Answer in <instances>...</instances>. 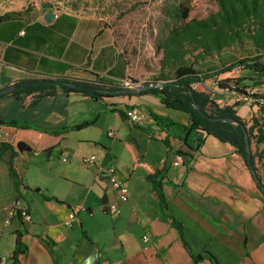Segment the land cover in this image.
Here are the masks:
<instances>
[{"label": "crops", "instance_id": "1", "mask_svg": "<svg viewBox=\"0 0 264 264\" xmlns=\"http://www.w3.org/2000/svg\"><path fill=\"white\" fill-rule=\"evenodd\" d=\"M47 3L58 15L50 23L43 20ZM135 8L127 30L136 39L123 40L125 15ZM149 10L144 0H0V16L27 12L0 23V91L35 79L117 86L145 78L146 48L155 58L157 34L146 22ZM218 78L241 77L233 72ZM10 94L0 96V133L8 148L0 155V264H11L17 233L26 247L19 264H264L260 189L243 158L191 127L186 113L151 94L102 100L60 89ZM213 98L217 103L222 97ZM127 109L142 116L138 124L127 121ZM235 111L248 125L257 116L252 103ZM19 142L28 149L18 151ZM90 156L95 164L85 167L82 159ZM177 156L182 161L174 166ZM108 165L115 167L127 202L120 203L109 186ZM157 172L167 202L163 219L147 180ZM18 198L30 221L7 223ZM111 204L118 213L108 211ZM70 212L74 219L67 226ZM145 235L149 241L143 243Z\"/></svg>", "mask_w": 264, "mask_h": 264}, {"label": "trees", "instance_id": "2", "mask_svg": "<svg viewBox=\"0 0 264 264\" xmlns=\"http://www.w3.org/2000/svg\"><path fill=\"white\" fill-rule=\"evenodd\" d=\"M213 3L216 8L214 12L209 13L205 18H196L192 15L191 0L162 1L159 13L162 21L155 27L157 34L154 38L155 55H160L158 76L153 83L144 85L159 84L160 88H151L137 94H151L159 98L165 107L186 113L190 117L191 127L220 143L229 144L245 163L244 134L246 132L255 179L261 183L256 163L260 162L264 155V105L259 107L257 116L253 117L248 125L237 116L235 111L237 104L221 107L213 98L215 93L198 91L195 89V85L204 84L213 77L235 73V68L264 75V0H213ZM47 4L52 8L50 3ZM26 13L23 11L2 15L0 23L21 19ZM232 47L245 51L246 55L214 73L203 74L197 68V65L206 58ZM247 48L249 50H246ZM233 80L238 83L240 80L243 81L241 78H233ZM69 82L90 87L92 90L80 91L70 87L37 84L17 89L10 95L18 96L33 92L50 95L56 89H60L66 93L79 94L92 100H102L120 90L117 86ZM260 84L262 83L257 82L255 85ZM219 88L221 91L227 92L226 87L219 85ZM236 92L244 94V91L239 89ZM196 107L200 108L206 118L198 113ZM223 119H228L230 122H224ZM232 122H237V125ZM0 124L3 123L0 121ZM6 124L13 127L29 128L26 124L18 121H10ZM86 126L87 123H84L79 128ZM259 146H262L261 149ZM252 147L254 151H252ZM7 149L4 144H1L0 155ZM9 170L15 181V187L18 188L19 181L11 164ZM147 180L151 183L155 193L160 217L167 218L165 213L167 202L160 184V172L149 176ZM261 187L264 189L263 183H261ZM262 197L264 199L263 194ZM45 200H50V198H45ZM172 223L182 238L181 226L175 220H172ZM183 245L186 247L184 242ZM25 252L26 247L20 242V234L17 233L15 247L10 258L11 264H19L18 257ZM207 255L213 260L209 254ZM199 260H201L200 256L192 258L193 263Z\"/></svg>", "mask_w": 264, "mask_h": 264}, {"label": "rangeland", "instance_id": "3", "mask_svg": "<svg viewBox=\"0 0 264 264\" xmlns=\"http://www.w3.org/2000/svg\"><path fill=\"white\" fill-rule=\"evenodd\" d=\"M163 0H144L145 8L150 9V12L146 13V22L148 24L157 27V25L161 24L162 17L159 14L161 9V3ZM191 6H192V15L196 18H205L209 13L215 11V6L213 3V0H191ZM124 18V25H123V40L131 41L135 40L136 37L134 34L129 33L127 28H129L130 25L133 24V21H135L137 17V9H133L132 12H128ZM125 36V37H124ZM124 42V41H123ZM246 50H249L247 48ZM152 50L149 49V47L146 48V56L147 59H150V62L147 64V74L146 77L143 79H131V82L134 84L140 83L141 86H144L145 84L153 83L158 76V60L160 58V55H155V58L152 59ZM246 53L243 50H240L237 47H232L229 49H225L219 54H215L211 57L206 58L203 62L199 63L197 65V68L203 73H214L216 71H220L221 69L226 68L231 63H234L238 59L245 56ZM209 70V71H208ZM237 72V75H239L244 81L243 84H239L236 82V80L227 79L224 78H218L213 77L209 81L205 82L204 84L195 85V89L198 91H208L211 93H215L216 95H219L222 97L221 99H218V104L221 107L227 106V105H241L243 103L240 102V96L241 94L236 92L237 89L245 91L247 88H253L256 87L255 85L258 83H263L264 81V75H257L250 72H247L246 70H239V68H235ZM89 84V83H88ZM219 85L226 87L227 92L221 91L219 88ZM257 97H261L264 99V91H258ZM180 115H184L180 113ZM92 133V131H90ZM262 146H259L261 149ZM251 150V149H250ZM252 151H254V148L252 147ZM256 167L258 169V173L261 178V183L264 184V155L260 162L256 163Z\"/></svg>", "mask_w": 264, "mask_h": 264}, {"label": "built area", "instance_id": "4", "mask_svg": "<svg viewBox=\"0 0 264 264\" xmlns=\"http://www.w3.org/2000/svg\"><path fill=\"white\" fill-rule=\"evenodd\" d=\"M58 15L57 13H54V18H56ZM1 67V65H0ZM117 87H122V88H135L138 87V84H134L131 82L129 79H125L121 81ZM258 91H264V83L257 85L256 87L253 88H247L244 91V94H241L240 96V102L245 104V103H252L255 105L256 110L258 111L259 107L264 105V100L261 97H257V92ZM125 117L127 121L132 124L136 125L140 122L142 116L134 109H127L125 112ZM107 136L109 138H114V134L112 131L107 132ZM3 144V136L0 133V145ZM95 156H90L87 158L82 159V164L85 167H92L95 164ZM182 159L180 156H177L176 159L173 162L174 166H177L181 163ZM62 162H66V158H62ZM104 172L106 173L107 176V181L109 183V186L118 192V200L120 203L127 202V195H126V190L123 185V183L119 180L116 174L115 167L113 165H108L105 169ZM108 211L111 213H118V206L117 204H111L108 207ZM13 218H20L25 222L30 221V215L29 212L27 211L26 207L23 205L21 199H16L14 203L12 204L11 208L8 211V219L7 223H9L10 219ZM74 219V214L73 212H70L68 215V220L66 222V225L69 226L71 224V221ZM149 241V238L145 235L142 237V242L146 243Z\"/></svg>", "mask_w": 264, "mask_h": 264}, {"label": "water", "instance_id": "5", "mask_svg": "<svg viewBox=\"0 0 264 264\" xmlns=\"http://www.w3.org/2000/svg\"><path fill=\"white\" fill-rule=\"evenodd\" d=\"M42 7H43V9L46 10V13L44 15L43 20L46 23L52 22L54 19V13L51 10V6L49 4H43ZM37 84H48V85H55V86L70 87L72 89L80 90V91L92 90L90 87L73 84L69 81H62V80H57V79H35V80H28V81H24V82H19V83L12 85V86H9L6 89L0 91V96H2L4 94L12 93L15 90L20 89V88L25 87V86L37 85ZM151 88H160V85L154 84V85L138 86V87L131 88V89L119 90V91H116L114 93H117V94L118 93L135 94L138 92L146 91V90L151 89ZM196 109L202 117L206 118V115L203 114V112L200 110L199 107H196ZM223 121L224 122H230V120H228V119H223ZM232 123L237 125V122H232ZM244 143H245L247 167H248L249 171L251 172V175L253 176L257 187L260 189L261 193L264 195V189L261 187V183L255 179V173L253 171V167H252V163H251V159H250V145H249V140H248V136H247L246 132L244 134ZM16 148L20 152L28 149V147L23 142L17 143Z\"/></svg>", "mask_w": 264, "mask_h": 264}]
</instances>
